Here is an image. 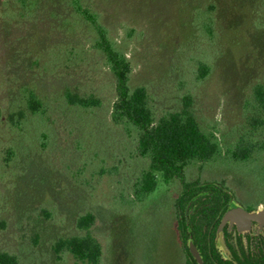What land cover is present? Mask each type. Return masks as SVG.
<instances>
[{
    "label": "rangeland",
    "instance_id": "1",
    "mask_svg": "<svg viewBox=\"0 0 264 264\" xmlns=\"http://www.w3.org/2000/svg\"><path fill=\"white\" fill-rule=\"evenodd\" d=\"M132 64L159 117L190 94L205 131L224 148L248 135L264 142V0H83ZM212 20V34L206 23ZM97 32L71 0H0V250L21 264H86L54 243L83 234L92 212L103 264H181L175 197L182 181L157 174L145 200L133 184L148 160L111 118L116 79ZM210 72L199 78L200 63ZM102 105H71L66 93ZM34 93L42 112L34 113ZM188 182L221 181L245 203H264V149L248 162L225 158L185 169Z\"/></svg>",
    "mask_w": 264,
    "mask_h": 264
},
{
    "label": "trees",
    "instance_id": "2",
    "mask_svg": "<svg viewBox=\"0 0 264 264\" xmlns=\"http://www.w3.org/2000/svg\"><path fill=\"white\" fill-rule=\"evenodd\" d=\"M75 11L90 22L97 32L95 46L103 51L106 61L116 79L117 97L113 103L112 121L123 128L129 136H136L137 152L149 162L148 168L141 171L133 184V198L145 200L157 188V174L169 183L179 179L188 188L192 183L185 179V169L189 165L198 164L203 167L208 162L227 159L248 162L255 154L264 149V142L248 135L241 136L235 143L224 148L221 139L214 130L201 128L193 109L192 97H183V106L179 110H168L156 116L149 101V92L144 85L131 88L129 85L132 73L130 59L117 47L109 29L101 22L99 14L84 6L83 0H71ZM212 20L206 28L212 34ZM210 72L207 63H200L199 78H205ZM257 101L264 106V85L254 86ZM67 101L74 106L91 108L101 106L102 101L94 96H80L66 93ZM28 106L34 113L42 112V105L31 93ZM264 119L253 118L252 126L263 124ZM194 191H192V194ZM96 216L87 212L78 218L77 226L83 234L58 239L53 249L58 258L66 252L86 264H103L104 247L99 238L93 234L92 227ZM0 264H21L19 256L0 250Z\"/></svg>",
    "mask_w": 264,
    "mask_h": 264
},
{
    "label": "flooded vegetation",
    "instance_id": "3",
    "mask_svg": "<svg viewBox=\"0 0 264 264\" xmlns=\"http://www.w3.org/2000/svg\"><path fill=\"white\" fill-rule=\"evenodd\" d=\"M261 205L264 203L241 201L221 181L192 182L188 188L182 183L174 200L184 255L181 264H199L191 252V242L203 264H264V223L256 219L225 220L233 208L253 212Z\"/></svg>",
    "mask_w": 264,
    "mask_h": 264
},
{
    "label": "water",
    "instance_id": "4",
    "mask_svg": "<svg viewBox=\"0 0 264 264\" xmlns=\"http://www.w3.org/2000/svg\"><path fill=\"white\" fill-rule=\"evenodd\" d=\"M237 219H245V220L256 219L264 223V205H261L257 210L253 212H249L243 207L233 208L227 213L225 217V220H237ZM190 248L192 254L197 258L199 264H203L201 255L198 252L193 242L190 243Z\"/></svg>",
    "mask_w": 264,
    "mask_h": 264
}]
</instances>
